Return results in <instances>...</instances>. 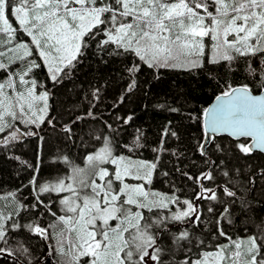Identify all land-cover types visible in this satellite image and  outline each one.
<instances>
[{"label":"snow or ice","instance_id":"snow-or-ice-1","mask_svg":"<svg viewBox=\"0 0 264 264\" xmlns=\"http://www.w3.org/2000/svg\"><path fill=\"white\" fill-rule=\"evenodd\" d=\"M0 264H264V0H0Z\"/></svg>","mask_w":264,"mask_h":264},{"label":"trees","instance_id":"trees-1","mask_svg":"<svg viewBox=\"0 0 264 264\" xmlns=\"http://www.w3.org/2000/svg\"><path fill=\"white\" fill-rule=\"evenodd\" d=\"M173 83L178 85V88L182 92H186L187 95L191 98V103L188 107H201L206 106L212 102L215 94H218L219 89L215 85H210L206 80L192 78L190 79L188 76L184 74L173 75ZM119 85L111 84L109 88V99L107 103L112 102V97L118 94ZM151 105L152 101L150 99H145L141 101L132 100L126 106L121 108V114L124 112H132L134 111L138 117V123L143 121L146 123H150L155 125L159 122L158 117L152 116L150 111L145 112L142 110V104ZM103 107V106H102ZM107 114V113H106ZM47 175V173H45ZM5 180L9 178L7 176L4 177ZM8 190V186L5 185V191Z\"/></svg>","mask_w":264,"mask_h":264},{"label":"water","instance_id":"water-1","mask_svg":"<svg viewBox=\"0 0 264 264\" xmlns=\"http://www.w3.org/2000/svg\"><path fill=\"white\" fill-rule=\"evenodd\" d=\"M213 100H214V99H213ZM213 100H212V102H213ZM212 102H211V103H212Z\"/></svg>","mask_w":264,"mask_h":264}]
</instances>
